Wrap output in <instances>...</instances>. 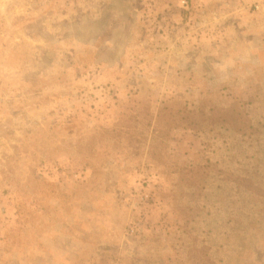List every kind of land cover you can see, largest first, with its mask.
<instances>
[{"label":"rangeland","instance_id":"rangeland-1","mask_svg":"<svg viewBox=\"0 0 264 264\" xmlns=\"http://www.w3.org/2000/svg\"><path fill=\"white\" fill-rule=\"evenodd\" d=\"M0 264H264V0H0Z\"/></svg>","mask_w":264,"mask_h":264}]
</instances>
